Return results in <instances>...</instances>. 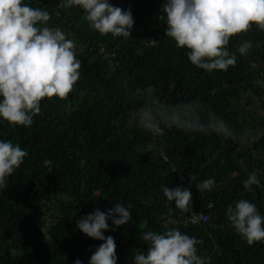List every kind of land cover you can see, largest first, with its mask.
<instances>
[{
	"label": "trees",
	"instance_id": "1",
	"mask_svg": "<svg viewBox=\"0 0 264 264\" xmlns=\"http://www.w3.org/2000/svg\"><path fill=\"white\" fill-rule=\"evenodd\" d=\"M108 2L131 10L130 37L101 35L79 6L63 8L64 0H24L50 13L47 26L76 43L82 66L68 98L42 99L31 126L0 118V140L28 153L0 189V264H88L103 241L82 233L76 222L116 203L132 214L119 227L109 219L103 230L114 237L117 264H133L134 251L147 250L145 231L171 228L200 240L198 255L210 257L207 264H264V242L247 244L226 216L239 199L264 216V90L258 82L264 78V31L253 25L230 37L236 65L209 73L164 34L165 0ZM245 40L253 47L241 56L237 49ZM148 86L154 87L152 98L170 107L198 103L202 119L214 113L239 139L163 125L160 135L141 129L132 114L149 99ZM247 91L259 97V111L237 105ZM253 171L261 186L249 192L243 181ZM176 173L190 179L197 204L208 206L206 221L183 223L184 213L163 195L164 186H179ZM209 178L216 181L213 190L200 192L196 185Z\"/></svg>",
	"mask_w": 264,
	"mask_h": 264
},
{
	"label": "clouds",
	"instance_id": "2",
	"mask_svg": "<svg viewBox=\"0 0 264 264\" xmlns=\"http://www.w3.org/2000/svg\"><path fill=\"white\" fill-rule=\"evenodd\" d=\"M79 6L90 27L101 35L130 37L134 19L130 9L113 6L108 0H64L63 8ZM161 9L166 16L164 34L171 37L178 48H187L192 65L206 72L227 71L237 63L236 54L228 50L230 37L247 33L253 25L264 31V0H165ZM50 13L31 7L24 0H0V118L10 126H31L34 116L41 111L44 98L66 100L80 79L82 61L75 53L76 43L67 39L58 27H49ZM252 41L238 46V53L246 56ZM149 99L132 114L133 121L143 130L162 134L161 125L183 131L215 133L238 140L237 133L214 113L202 119L198 103L170 107L152 98L153 86L145 90ZM137 90V95H139ZM28 153L19 144L0 140V189L24 162ZM51 167L52 161L46 160ZM243 163V161H240ZM216 181L205 179L198 185L200 192L212 191ZM261 186L258 171L248 174L243 187ZM163 195L181 212L189 211L192 194L187 188L163 187ZM227 219L235 232L251 245L264 242V216L256 205L239 199L229 205ZM119 227L132 219L129 207L116 203L102 212L99 209L86 214L76 222V228L88 237L101 240L90 256L88 264H117L114 237L105 236L107 221ZM206 220L203 213H192L191 222ZM114 230V228H113ZM141 239L147 250H135L133 264H207L210 257L198 255L201 243L176 228L163 233L145 231ZM73 264H82L75 259Z\"/></svg>",
	"mask_w": 264,
	"mask_h": 264
},
{
	"label": "built area",
	"instance_id": "3",
	"mask_svg": "<svg viewBox=\"0 0 264 264\" xmlns=\"http://www.w3.org/2000/svg\"><path fill=\"white\" fill-rule=\"evenodd\" d=\"M175 177H176V181L178 182L179 186H181L182 188H187L188 190H190V186H189L190 185V179L189 178L184 177L180 173H176ZM190 192H191V190H190ZM191 194H192V192H191ZM207 207L208 206L198 205L196 200H195L194 195L192 194L191 205H190L189 211L184 213L183 223L193 224L191 222V214L192 213H203L204 216L207 217V215H206V208ZM204 221H206V220L202 219L198 223H201Z\"/></svg>",
	"mask_w": 264,
	"mask_h": 264
},
{
	"label": "rangeland",
	"instance_id": "4",
	"mask_svg": "<svg viewBox=\"0 0 264 264\" xmlns=\"http://www.w3.org/2000/svg\"><path fill=\"white\" fill-rule=\"evenodd\" d=\"M259 82V85L261 86V89L264 90V78L262 80H258ZM258 99L259 97L257 95H255L253 92L251 91H247V92H244V93H241L236 102H237V105H239L240 107H244L245 109H249V110H256L259 111V109L256 107L258 106ZM243 108L244 112L245 109ZM248 134V131L245 132V135Z\"/></svg>",
	"mask_w": 264,
	"mask_h": 264
}]
</instances>
